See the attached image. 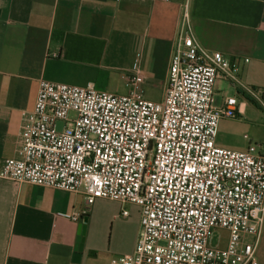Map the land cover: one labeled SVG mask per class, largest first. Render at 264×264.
<instances>
[{
  "label": "built area",
  "instance_id": "obj_1",
  "mask_svg": "<svg viewBox=\"0 0 264 264\" xmlns=\"http://www.w3.org/2000/svg\"><path fill=\"white\" fill-rule=\"evenodd\" d=\"M238 69L197 42L186 11L160 101L145 98L138 72L125 76L126 94L41 78L17 156L4 161L0 179L82 194L88 207L98 199L136 205L134 252L110 264H258L264 154L257 144L245 151L216 144L219 122L238 119L239 110L236 98L213 107L215 85L239 84ZM250 93L264 108V91ZM72 220L82 222L79 214Z\"/></svg>",
  "mask_w": 264,
  "mask_h": 264
},
{
  "label": "crops",
  "instance_id": "obj_2",
  "mask_svg": "<svg viewBox=\"0 0 264 264\" xmlns=\"http://www.w3.org/2000/svg\"><path fill=\"white\" fill-rule=\"evenodd\" d=\"M186 11L197 42L238 63L239 84L219 79L213 107L236 98L238 121L253 132L237 151L257 144L264 154V113L250 93L264 91V0H0V167L17 156L41 78L126 94L125 76L138 72L143 87L165 91ZM222 131L219 125L216 144L226 146ZM101 201L88 207L82 194L0 179V264H110L132 254L140 211L130 229L119 216L123 205L103 210ZM75 214L88 218L79 263ZM256 259L264 264V226Z\"/></svg>",
  "mask_w": 264,
  "mask_h": 264
},
{
  "label": "rangeland",
  "instance_id": "obj_3",
  "mask_svg": "<svg viewBox=\"0 0 264 264\" xmlns=\"http://www.w3.org/2000/svg\"><path fill=\"white\" fill-rule=\"evenodd\" d=\"M144 95L145 98L153 101H159L162 99L163 94L165 91H163L162 87H154V86H148L144 85ZM255 110L260 113H264V109L260 107L259 103L254 102ZM220 127L224 129L218 136V140L225 139L226 140V146L219 145L224 148L232 149V150H243L245 145L248 144V139H245V135L252 138L253 132L248 126L247 123L239 122L238 119H222L219 122ZM57 129L59 131H63L64 129V123L58 122ZM99 208L106 209L107 208H113L115 206H122L120 202H113L111 200L102 199L101 202H98L97 204ZM125 209L128 210L130 213V216L125 218V221L129 224L130 229L135 226L137 219L139 218V208L134 204H126L123 205ZM120 214V213H119ZM121 216V215H119ZM102 218V216H99ZM122 217V216H121ZM124 219V218H123ZM222 234V231H215L213 232L212 238H211V245L212 246H219L220 243V236Z\"/></svg>",
  "mask_w": 264,
  "mask_h": 264
},
{
  "label": "water",
  "instance_id": "obj_4",
  "mask_svg": "<svg viewBox=\"0 0 264 264\" xmlns=\"http://www.w3.org/2000/svg\"><path fill=\"white\" fill-rule=\"evenodd\" d=\"M87 221H88V218L84 217L83 221L79 224L77 244L75 246V254L73 257L74 263H79L80 258H81V253L83 251V246H84V241H85Z\"/></svg>",
  "mask_w": 264,
  "mask_h": 264
}]
</instances>
